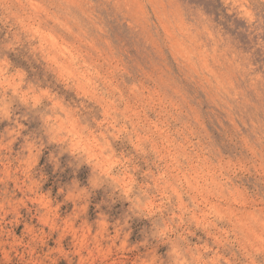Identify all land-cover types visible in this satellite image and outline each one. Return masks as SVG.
Here are the masks:
<instances>
[{
  "label": "clouds",
  "instance_id": "9594fccd",
  "mask_svg": "<svg viewBox=\"0 0 264 264\" xmlns=\"http://www.w3.org/2000/svg\"><path fill=\"white\" fill-rule=\"evenodd\" d=\"M0 264H264V0H0Z\"/></svg>",
  "mask_w": 264,
  "mask_h": 264
},
{
  "label": "rangeland",
  "instance_id": "374dc122",
  "mask_svg": "<svg viewBox=\"0 0 264 264\" xmlns=\"http://www.w3.org/2000/svg\"><path fill=\"white\" fill-rule=\"evenodd\" d=\"M52 39L53 42L56 43L55 39L54 38ZM59 47L61 48V51L64 52L63 54L68 58L70 62L77 59L79 50H74L73 47L65 44H60Z\"/></svg>",
  "mask_w": 264,
  "mask_h": 264
},
{
  "label": "bare ground",
  "instance_id": "6f19581e",
  "mask_svg": "<svg viewBox=\"0 0 264 264\" xmlns=\"http://www.w3.org/2000/svg\"><path fill=\"white\" fill-rule=\"evenodd\" d=\"M64 53V52H63Z\"/></svg>",
  "mask_w": 264,
  "mask_h": 264
}]
</instances>
